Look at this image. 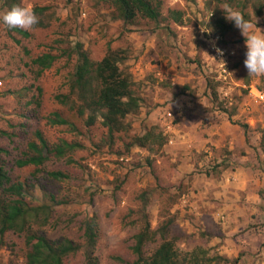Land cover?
I'll return each mask as SVG.
<instances>
[{
  "label": "rangeland",
  "instance_id": "rangeland-1",
  "mask_svg": "<svg viewBox=\"0 0 264 264\" xmlns=\"http://www.w3.org/2000/svg\"><path fill=\"white\" fill-rule=\"evenodd\" d=\"M14 5H31L39 17L38 24L24 30L27 35L3 22ZM160 5L157 19L138 14L130 23L114 16L109 0H0V159L11 179L22 184L29 204L51 206V196L65 201L53 205L47 225L32 230L82 244V221L97 219V264H133V235L146 222L151 229L166 224L167 238H175L180 252L199 247L201 264H264V101L255 90L264 91V77L249 76L245 38L222 9L239 11L264 30V1L161 0ZM170 9L182 13V22L169 18ZM218 18L227 31L220 33ZM211 45L224 54L214 56ZM79 46L93 61L117 51L123 57L118 66L139 97L138 109L123 118L125 129L111 136L99 115L88 122L93 112L79 111L80 99L72 90ZM46 52L55 59L40 69L32 59ZM222 63L229 74L222 72ZM53 112L67 123H52ZM223 117L230 126H224ZM191 123L199 128L193 137L203 144L188 153L189 169L181 174L182 148H164V133L183 131ZM150 130L164 138L162 144H131ZM36 131L49 143L65 139L80 146L51 157L40 169L17 166ZM242 135L249 156L240 164L251 168L240 177L245 186L229 182L227 198L212 194L207 204L204 192L219 188L208 178H220L219 158L230 157L229 145ZM235 150L244 152L238 143ZM50 170L67 177L54 179ZM211 202L217 208L230 204L225 227L208 214ZM26 240L25 233L13 230L0 234V264H25ZM161 241L156 234L145 254ZM222 245L233 252L220 254ZM83 250L65 257L63 264H88Z\"/></svg>",
  "mask_w": 264,
  "mask_h": 264
},
{
  "label": "trees",
  "instance_id": "trees-1",
  "mask_svg": "<svg viewBox=\"0 0 264 264\" xmlns=\"http://www.w3.org/2000/svg\"><path fill=\"white\" fill-rule=\"evenodd\" d=\"M14 1V0H11ZM114 8V16L121 18L125 22L132 23L137 15L150 19H157L161 14V0H109ZM264 1V0H263ZM169 18L182 22V13L170 9ZM217 23L220 33L227 31L226 23L218 18ZM19 33H28L20 28H15ZM78 61L75 67L72 90H76L80 99L79 111L90 110L92 116L88 117V122L95 115H99L102 124L107 128L109 135L113 132L125 129L123 118L129 113L136 111L139 106V97L135 95L130 87V78L118 63L123 57L114 50H109L100 60L93 61L87 52L78 48ZM55 56L51 53H44L32 59V63L37 64L40 69L48 68ZM66 98V97H65ZM64 104L67 101L61 99ZM50 118L52 123L65 124L67 120L60 113L53 112ZM125 125V126H124ZM247 127L246 123L241 124ZM35 140L27 144V150L22 157L16 159L15 163L21 167L32 164L38 169L51 157L61 158L68 150H72L78 143H73L65 139L58 143H49L40 131L35 132ZM164 138L154 135L153 131L136 136L131 144L142 147H150L155 143L162 144ZM50 177L60 180L67 175L61 170L47 171ZM22 184L15 183L2 159H0V234L7 230L18 233H25L27 250L25 252V264H63L65 257L73 254L81 248L87 258L88 264H97L93 255L98 237V223L93 216L82 221L83 243L63 237L51 239L39 231L32 230L33 225H47L53 205H61L62 200H56L51 196L52 205L46 203L29 204L22 193ZM166 224H161L155 229L150 228L149 222L133 235L134 242L131 245L132 252L136 255L133 264H201L203 257L199 247L190 253L180 252L175 245V238H167ZM158 234L162 241L153 251L146 255L147 244L154 241V236Z\"/></svg>",
  "mask_w": 264,
  "mask_h": 264
},
{
  "label": "crops",
  "instance_id": "crops-1",
  "mask_svg": "<svg viewBox=\"0 0 264 264\" xmlns=\"http://www.w3.org/2000/svg\"><path fill=\"white\" fill-rule=\"evenodd\" d=\"M221 121L224 124V126H226V127H228V125L230 126V123L227 122L225 117H223ZM214 124L217 125L216 121L214 122ZM182 125H183V127H186L185 126L186 123L182 122ZM197 126H198L197 124L191 123L187 129L183 128V131H180L181 129H179L178 131L173 130L172 134H169V133L165 134L164 133V135L166 137V142L163 143L164 148H166L167 150H171V152H174V151L177 152L179 148H182V152H181L182 156H180V157L183 159L178 165V169L180 167H183V172L181 174H184L185 170L188 171L187 168L189 169V165L185 164V162H187L186 158L188 159V157H189L188 153H190V151L193 149L199 150L200 147H197V145L203 144V142H201V141L199 142L197 137H195V138L193 137V136L197 135V131L199 130V128ZM195 127H197V129ZM210 128L212 129V127H210ZM210 131L215 132L214 129L210 130ZM196 143H198V144H196ZM237 143L241 148H244L243 153H237L236 152L235 149L237 148ZM245 144H246L245 138L242 135L237 139L236 144L229 145L228 150L230 151L232 149V152H230V157L219 158V160L221 162H223L218 167V169H219L218 174L220 173V178L218 180H216V182L213 180V178H208V181L212 180L210 182H213L215 184L217 183L219 188H217L216 190H213V191L211 190V194H210L209 190L204 192V194L208 198L207 204L210 202L209 198H212L213 195L218 197V196H221L223 194L224 195L223 198L226 199L227 193L224 190V188L227 187L229 182H231L232 185L234 184L236 187L240 186V188H243L245 186L244 184L240 183L242 181V178L240 179V177H242L244 171L247 173V172H249V169H251V168L246 167V166L244 167L240 164V163L246 164L248 161L249 151H248V146H246ZM193 146H195V147H193ZM188 147H191V148L189 149ZM249 162H251V161H249ZM238 164H240L239 165L240 167L237 166ZM231 179H232V181H231ZM217 185H216V187H217ZM211 205L214 206V204L212 202L209 204V206H211ZM228 205H230V204H226V206H224L223 208H217L215 206L211 208L212 211H210V213H208V214H211V216L213 218L212 221H214L215 224H217V223L222 224V226L225 227V224L230 221L231 214L227 210V209H229ZM213 209H216V210H213ZM220 248H221L220 254L230 255L233 252L232 247L227 248L225 245H222V246H220Z\"/></svg>",
  "mask_w": 264,
  "mask_h": 264
},
{
  "label": "clouds",
  "instance_id": "clouds-1",
  "mask_svg": "<svg viewBox=\"0 0 264 264\" xmlns=\"http://www.w3.org/2000/svg\"><path fill=\"white\" fill-rule=\"evenodd\" d=\"M222 9L226 13V19L234 22L235 27L241 31L242 36L245 38L247 52L244 65L249 76L264 77V30L256 25L254 26L250 20L245 19L241 12L227 7ZM2 19L9 28L23 30H31L34 25L39 23V17L31 5H14L4 13ZM217 52L223 55L220 49H217Z\"/></svg>",
  "mask_w": 264,
  "mask_h": 264
},
{
  "label": "built area",
  "instance_id": "built-area-1",
  "mask_svg": "<svg viewBox=\"0 0 264 264\" xmlns=\"http://www.w3.org/2000/svg\"><path fill=\"white\" fill-rule=\"evenodd\" d=\"M212 44V43H211ZM210 48L211 49H216V55H214V56H216V57H221L222 55L220 54V53H218L217 52V49H220L218 46L217 47H215V46H213V45H211L210 46ZM223 52V51H222ZM224 54V53H223ZM225 63H222L221 65H220V67H221V70H222V72H224V73H230L229 72V70L227 71V68L226 67H224L225 65H224ZM225 77V76H224ZM256 90V96L261 100V101H264V91H261V90H259V89H255Z\"/></svg>",
  "mask_w": 264,
  "mask_h": 264
}]
</instances>
